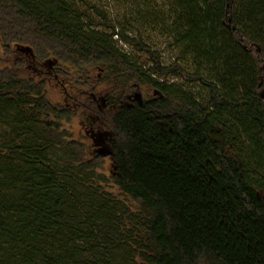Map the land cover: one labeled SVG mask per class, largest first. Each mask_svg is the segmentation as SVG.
Listing matches in <instances>:
<instances>
[{
	"label": "trees",
	"instance_id": "16d2710c",
	"mask_svg": "<svg viewBox=\"0 0 264 264\" xmlns=\"http://www.w3.org/2000/svg\"><path fill=\"white\" fill-rule=\"evenodd\" d=\"M155 18L194 74L86 0H0V264H264V0H170ZM94 70L112 87L85 104L139 213L100 185L103 154L68 142L74 112L49 98L51 82L74 102L97 91ZM141 86L155 97L128 101Z\"/></svg>",
	"mask_w": 264,
	"mask_h": 264
},
{
	"label": "rangeland",
	"instance_id": "374dc122",
	"mask_svg": "<svg viewBox=\"0 0 264 264\" xmlns=\"http://www.w3.org/2000/svg\"><path fill=\"white\" fill-rule=\"evenodd\" d=\"M86 2L90 6L95 7L99 12L106 14L109 23L118 27L117 32H124L123 27L131 28L129 32H124L125 36L149 46L152 53L160 56V61L164 68L179 62L189 73L194 74L196 72V67L191 63H182L181 51L175 45L174 38L169 30L164 31L162 29L163 27L154 24L157 22L155 17L161 16V20L164 17L166 18V11L168 10L170 0H86ZM77 9L79 11H87L96 21L102 22V19L94 13L96 11L90 9L84 3H79ZM115 40H120V38L115 37ZM119 46L125 53L133 55L132 57L136 58L147 69L153 67V59L155 56L152 57L151 55L139 53L136 49L128 45L120 44ZM7 62V58L4 56L0 45V70L6 67ZM91 75L92 83L99 85L97 91L88 90L82 92L77 96L78 99L75 102L73 101L74 98H71L65 89L56 82H51L49 86V98L51 102L53 104L67 105L74 112L71 120L61 123L62 129L69 134L68 142H79L87 149L86 159H93L97 156V151L106 149V146L97 144V141L101 135L106 137L105 135L109 134V131L101 119L94 112H90L89 107L85 103L91 102L94 97L99 99L100 95L103 94L101 93L102 91L112 87L106 81H103L104 75L99 70L92 71ZM156 80L181 85L202 100H205L207 97V93L198 83L188 85L183 80L175 77H157ZM75 92L72 90V96H76ZM138 93L142 95L144 100L155 97L153 90L147 86H141L140 88L134 87L132 94ZM94 104L96 107L101 106L100 101ZM105 109L110 112L113 111V108L107 106ZM98 167V173L108 180L107 183L100 184L104 187L105 191L114 196L118 201L125 203L132 212L139 213L141 210L140 204L124 195L115 184L112 178L116 172L115 164L108 153L103 154V158L99 161Z\"/></svg>",
	"mask_w": 264,
	"mask_h": 264
},
{
	"label": "flooded vegetation",
	"instance_id": "af4514ba",
	"mask_svg": "<svg viewBox=\"0 0 264 264\" xmlns=\"http://www.w3.org/2000/svg\"><path fill=\"white\" fill-rule=\"evenodd\" d=\"M134 90V89H133ZM133 90L126 96V99H128V101L130 102H137V101H140L142 98V95L140 93L138 94H132L133 93ZM105 96L107 97V95L105 94ZM94 99H97L98 101H102V96L100 95V98H95ZM106 137H104L103 135H101V137L98 139L97 141V144H101L102 146H106V149H104L103 151H97V153H103V154H109L110 155V151H109V135H105ZM112 158V157H111Z\"/></svg>",
	"mask_w": 264,
	"mask_h": 264
}]
</instances>
